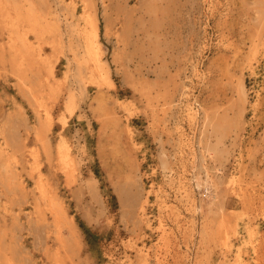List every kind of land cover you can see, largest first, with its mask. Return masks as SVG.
<instances>
[{
	"label": "rangeland",
	"instance_id": "rangeland-1",
	"mask_svg": "<svg viewBox=\"0 0 264 264\" xmlns=\"http://www.w3.org/2000/svg\"><path fill=\"white\" fill-rule=\"evenodd\" d=\"M212 1L3 0L1 264H264V0ZM31 6L47 23L37 34ZM19 11L24 19L15 21ZM92 20L109 83L80 62ZM12 30L26 31L32 46L22 78ZM188 101L199 108L198 126ZM65 138L74 149L69 175L56 157ZM41 178L62 202L59 220L40 195ZM222 219L235 228L221 233Z\"/></svg>",
	"mask_w": 264,
	"mask_h": 264
},
{
	"label": "bare ground",
	"instance_id": "bare-ground-1",
	"mask_svg": "<svg viewBox=\"0 0 264 264\" xmlns=\"http://www.w3.org/2000/svg\"><path fill=\"white\" fill-rule=\"evenodd\" d=\"M5 1V0H4ZM11 1V0H10ZM14 1V0H13ZM15 1H17V0H15ZM211 1V0H210ZM214 1V0H213ZM212 1V2H213ZM217 0H215L214 2H216ZM2 3H3V0H0V11H1V9H3L2 7H5V9H6V6H2ZM9 2L7 1V4H8ZM15 3V2H14ZM11 4H12V2H11ZM9 5V4H8ZM15 5V4H14ZM13 5V6H14ZM217 5H218V2H217ZM10 6V5H9ZM12 5L10 6V7H13ZM25 6V5H24ZM212 6H214V8L216 9V5H211V7ZM15 7V6H14ZM16 8V7H15ZM15 8H12V10L14 9L15 10ZM84 8V7H83ZM213 8V7H212ZM211 8V9H212ZM213 8V9H214ZM8 9H9V7H8ZM20 9H21V7H20ZM37 9V8H36ZM86 9V8H85ZM10 10V9H9ZM18 10H19V8H18ZM5 11V10H4ZM6 11H8V10H6ZM16 11V10H15ZM22 11H24V10H22ZM40 11V10H39ZM210 11V10H209ZM18 12V11H17ZM20 12V11H19ZM214 12H215V10H214ZM3 13H5V12H3ZM16 13V12H15ZM23 13H18L16 16H13V17H15L14 19H16L15 21H17V19H19L20 18V16L22 15ZM11 15V14H10ZM29 15V16H28ZM40 15V14H39ZM39 15H37V13H36V11H35V8H33L32 6L29 8V12L27 13V16H28V18H30L31 16H32V19H31V23H32V26H31V24H30V20H29V26H31L30 28L31 29H33L34 30V32L37 34V32H38V30H39V28H40V25H41V23H39L40 22V18H42V17H38ZM88 15V14H87ZM90 15V14H89ZM3 16H6V14L5 15H3ZM6 17H9V16H6ZM22 17V16H21ZM83 17V16H82ZM90 17V16H89ZM88 17V18H89ZM93 17V16H92ZM3 18V17H2ZM10 18V17H9ZM27 18V17H26ZM25 18V19H26ZM44 18V17H43ZM43 18H42V21H43ZM24 18L22 17V20H23ZM9 20V19H8ZM21 20V19H20ZM21 20V21H22ZM5 21V20H4ZM4 21H2V22H4ZM11 21H12V19H11ZM14 21V22H15ZM21 21H19V22H21ZM41 21V22H42ZM19 22H17V23H19ZM23 22V21H22ZM25 22V21H24ZM23 22V23H24ZM48 22V21H47ZM12 23V22H11ZM44 23L45 24H47L46 22H43V24L41 25V26H43L44 25ZM49 23V22H48ZM85 23V22H84ZM4 24H5V22H4ZM7 24H8V21H7ZM20 24V23H19ZM87 24V23H86ZM89 24V23H88ZM14 25H15V23H14ZM90 25H91V27H90V29H88V30H85L86 28H84V36L82 35V37L84 38V40H85V46L83 45V47H84V52H85V58L82 60L81 59V63H84V64H87L90 68H91V70H90V73H91V77L94 79V80H100V79H102V80H107L106 79V77L107 76H105V75H103V73H102V67L104 68V63H103V61H102V59H101V55H100V52H99V45H98V40H97V36H98V32H97V26H96V23H95V21H93L92 20V22L90 23ZM89 25V26H90ZM5 26V25H4ZM87 26V25H86ZM6 27V26H5ZM22 27H23V25H22ZM7 28H8V25H7ZM29 28V27H28ZM43 28V27H42ZM20 29V28H19ZM23 29V28H22ZM47 29V28H46ZM51 29V28H50ZM10 30V29H9ZM41 30V29H40ZM27 31H28V29H27ZM46 31V30H45ZM48 31H49V27H48ZM47 31V32H48ZM29 33H30V31H28ZM80 32V31H79ZM43 33H44V30H43ZM46 33V32H45ZM41 34H42V32H41ZM33 35V34H32ZM80 35V34H79ZM10 36V35H9ZM43 36V35H42ZM33 37V36H32ZM39 37V36H38ZM10 40H11V47H12V49L15 51L16 50V53H17V58H16V55H15V59H14V65H15V68H16V71L18 72L17 73V75L18 76H20V78H22L21 77V73H22V71L24 70V67L25 66H27V67H29L30 65H32V57H33V55H32V46H31V43L28 41V37L26 36V31L24 32V33H21V32H18L17 30H12V34H11V36H10V38H9ZM39 39V43H40V40H42V39H40V38H38ZM43 39H44V37H43ZM9 40V41H10ZM30 40V39H29ZM43 42H46V41H43ZM84 42V41H83ZM51 44H52V42H50ZM84 44V43H83ZM43 45V44H42ZM1 47H3V46H1ZM10 47V46H9ZM44 47V46H43ZM44 50H45V48H43ZM42 51V50H41ZM10 52V51H9ZM44 53V52H43ZM77 53V52H76ZM79 54V53H78ZM77 56H80V55H77ZM82 56V55H81ZM11 57V56H10ZM34 58V57H33ZM13 59V58H12ZM51 59V58H50ZM74 59H76V57L74 58ZM78 59V58H77ZM41 64V63H40ZM55 66V65H54ZM54 66L53 65H48V72H47V78H55L56 77V74H55V71H56V69H55V71H54ZM106 69H107V66L105 67ZM88 69V68H87ZM68 70H69V68H68ZM89 71V70H88ZM107 71H109L108 69H107ZM67 72V71H66ZM110 72V71H109ZM44 73V72H43ZM58 73V72H57ZM65 73V72H64ZM59 74V73H58ZM66 74V73H65ZM109 73L108 72H106V75H108ZM64 76V75H63ZM83 76V75H82ZM109 76V75H108ZM185 76V75H184ZM110 77V76H109ZM41 78V77H40ZM47 78H45V79H47ZM59 78V77H58ZM61 78H63V77H61ZM66 78V77H65ZM64 78V79H65ZM108 78V77H107ZM19 79V78H18ZM44 78H42V80H43ZM44 79V80H45ZM64 79H61V80H63L64 81ZM40 80V79H39ZM43 80V81H44ZM93 80V81H94ZM20 81V80H19ZM90 81V80H89ZM108 81V82H107ZM106 81V83H109V81H110V79L109 80H107ZM45 82V81H44ZM58 82V81H57ZM111 82V81H110ZM24 84V83H23ZM50 84H51V82H50ZM58 84H61L60 82L58 83ZM98 85H99V83H98ZM47 86V85H46ZM58 86V85H57ZM63 87V86H62ZM60 88V87H59ZM39 89V88H38ZM49 89H50V86H49ZM45 90H47V89H45ZM61 90V89H60ZM48 91V90H47ZM54 91V90H53ZM186 92V91H185ZM39 93V92H38ZM45 93V92H44ZM51 93V92H50ZM58 93V92H57ZM49 94V93H48ZM47 93H46V95H48ZM61 94V93H60ZM45 95V94H44ZM53 95V94H52ZM55 95V94H54ZM49 96V95H48ZM41 97H43V96H41ZM41 97H39V98H41ZM65 97V96H64ZM53 98V97H52ZM57 98H58V96H57ZM50 99V98H49ZM76 99V98H75ZM37 100H38V95H37ZM46 100H48V98L46 99ZM66 101V100H65ZM42 102V101H41ZM46 102V101H45ZM189 102V101H188ZM192 102V101H191ZM36 103H38V102H36ZM75 103H77V102H75ZM75 103H74V100H73V98H72V96H70L69 97V99L67 100V102H66V111L67 112H69L70 114H72L73 112H74V110H75V107H76V105H75ZM190 103V102H189ZM186 104V106H187V114L189 115V119L191 120V122H192V124H194L195 126L197 125L198 126V124H197V122L199 121V114H200V112H199V108L198 109H196L195 107H193L192 106V104L190 103V104ZM41 104V103H40ZM44 104V103H43ZM49 104V103H48ZM50 105V104H49ZM64 105V104H63ZM78 105V104H77ZM39 106V105H38ZM44 107H45V104L43 105ZM41 108V107H40ZM46 108V107H45ZM47 109V108H46ZM64 109V108H63ZM63 111H65V110H63ZM38 112V111H37ZM49 112V111H48ZM47 112V113H48ZM42 113V112H41ZM44 113V112H43ZM65 113V112H64ZM48 114H50V112L48 113ZM46 115V114H45ZM51 115V114H50ZM49 116V115H48ZM66 116H68V115H66ZM70 116V115H69ZM50 117V116H49ZM49 117H48V119H49ZM210 117L208 116V114H205V116H204V119H205V121L207 120V119H209ZM48 119H47V121H48ZM52 119V118H51ZM65 121V120H64ZM49 122H50V119H49ZM41 123V122H40ZM189 123H190V121H189ZM51 124V123H50ZM179 124V123H178ZM191 126V125H190ZM183 128V127H182ZM40 130H42V128H39ZM196 129V128H195ZM194 129V130H195ZM5 130V129H4ZM38 130V129H37ZM70 130V129H69ZM177 130V129H176ZM197 130V129H196ZM1 131V130H0ZM6 131V130H5ZM40 132V131H39ZM1 133V132H0ZM73 133V132H72ZM182 133H183V131H182ZM195 133V132H194ZM43 135L41 136V138L42 137H44V131H43V133H42ZM180 134H181V132H180ZM196 134V133H195ZM41 135V134H40ZM65 136V135H64ZM68 137V136H67ZM70 137V136H69ZM74 137V136H73ZM180 137H182V136H180ZM185 137V136H184ZM195 137V136H194ZM37 138H38V135H37ZM191 138V137H190ZM8 139V138H7ZM66 139V140H65ZM64 140H62L60 143H59V147H58V153H59V155L57 156L56 155V157H59V159H60V161H61V163L65 166V172H66V174L67 175H69L70 173H71V171H72V164H73V151H74V149H72V147H71V144H70V142L67 140V138H65ZM9 140V139H8ZM41 140V139H40ZM71 140V139H70ZM186 140V139H185ZM187 140H189V139H187ZM186 140V141H187ZM193 140V138H191V141ZM8 143L9 142H7V145H8ZM11 143V142H10ZM9 143V144H10ZM73 143V142H72ZM189 143H190V141H189ZM197 143V142H196ZM48 144V143H47ZM39 145H41V144H39ZM195 145V144H194ZM11 146V145H10ZM187 146H188V144H187ZM191 147H192V150L194 151V149H193V142H192V145H190ZM26 147V146H25ZM48 147V146H47ZM56 147V146H55ZM41 148V147H40ZM195 148V147H194ZM206 148V147H205ZM208 148V147H207ZM4 149H6L5 147H1L0 148V150L3 152V151H5ZM10 150H11V148H9ZM55 149V148H54ZM35 150H36V148H35ZM39 150V149H38ZM189 150H190V148H189ZM208 150H209V148H208ZM29 151V150H28ZM57 151V150H56ZM55 151V152H56ZM211 151V150H210ZM230 151V150H229ZM10 152V154H13L14 152H12V151H9ZM12 152V153H11ZM34 152H36V151H34ZM194 152H196V151H194ZM44 154H45V152H43ZM57 153V154H58ZM190 153H191V151H190ZM7 154V153H6ZM194 154V153H193ZM3 155V154H2ZM5 155V154H4ZM3 155V156H4ZM29 155V154H28ZM41 155V154H40ZM193 156V155H192ZM9 157V156H8ZM32 157V156H31ZM35 157V156H34ZM7 158V157H6ZM16 158H18V157H16ZM0 159H2L3 160V158H1L0 157ZM10 159V158H9ZM34 159V158H33ZM53 159H54V157H53ZM193 159V158H192ZM17 160V159H16ZM195 160V159H194ZM6 161V160H5ZM5 161H4V163H5ZM6 162H8V161H6ZM37 162V161H36ZM39 163H40V161H38ZM58 162V161H57ZM11 163V162H10ZM20 163V162H19ZM56 163V162H55ZM194 163V162H193ZM3 164V163H2ZM15 165V164H14ZM57 165V164H56ZM2 166V165H1ZM9 166V169H10V165H8ZM34 166H35V162H34ZM194 166V165H193ZM32 167V166H31ZM33 168V167H32ZM31 168V169H32ZM77 168V167H76ZM2 169H3V167H2ZM62 169V168H61ZM11 170V169H10ZM34 170V169H33ZM32 170V171H33ZM4 171H5V169H4ZM12 172H13V170H12ZM11 172V173H12ZM31 172V171H30ZM39 172H40V170H39ZM38 172V173H39ZM165 172V171H164ZM9 173V172H8ZM15 173V172H14ZM166 173V172H165ZM4 174H5V172H4ZM14 175V174H13ZM31 175V174H30ZM37 175H40V174H37ZM46 175V174H45ZM44 175V176H45ZM5 176V175H4ZM167 176V175H166ZM171 176V175H170ZM16 177V176H15ZM47 177V176H46ZM172 177V176H171ZM6 178V177H5ZM49 178V177H48ZM168 178H169V176H168ZM9 179V178H8ZM10 179H12V178H10ZM35 179H37V178H35ZM42 179L43 178H41L40 179V181L39 182H36V184L38 185V188H39V190H40V195H42V197H44L45 198V200H47L48 201V203H49V208H50V210L52 211V213L54 214V216L59 220L60 219V215H62V214H64V208H62L61 207V205H60V203H62V202H58L57 200H55L54 199V196L52 195V193H49V191H48V189L50 188H47L46 187V185H45V183L42 181ZM44 179H47V178H44ZM43 179V180H44ZM50 179V178H49ZM67 179V178H66ZM65 179V180H66ZM200 180H201V178H199ZM12 180H14V179H12ZM38 180V179H37ZM75 180V179H74ZM67 181V180H66ZM194 181V180H193ZM10 182V181H9ZM35 182V181H34ZM48 182V181H47ZM179 182L181 183V185H183V187L185 188V191H187V196H183V197H188V200H190V205H191V207H192V210L193 211H197V205L199 204H196V200H195V198H194V196H193V194L192 193H190L188 190H187V186L185 185V183L183 182V180L182 179H179ZM195 182V181H194ZM200 182V181H199ZM5 183V182H4ZM49 183V182H48ZM69 183V182H68ZM197 183V182H196ZM199 184L200 183H197V185L199 186ZM202 184H204V183H202ZM14 185H16V184H14ZM23 185V184H22ZM48 185V184H47ZM51 185V184H50ZM196 185V184H195ZM189 186V185H188ZM194 186V185H193ZM192 186V187H193ZM190 187V186H189ZM191 187V188H192ZM200 187V186H199ZM25 188V187H24ZM55 188V187H54ZM162 188V187H161ZM56 189V188H55ZM163 189V188H162ZM164 190V189H163ZM54 191V190H53ZM57 192V191H56ZM193 192V191H192ZM195 192V191H194ZM15 193V192H14ZM59 194V193H58ZM164 195V194H163ZM166 195H168V194H166ZM185 195V194H184ZM195 195V194H194ZM40 197V196H39ZM168 197V196H167ZM170 197V196H169ZM58 198V197H57ZM166 198V197H165ZM185 198H183V199H185ZM36 199H38L37 197H36ZM41 199V198H40ZM61 199V198H60ZM187 199V198H186ZM185 199V200H186ZM43 200V199H42ZM165 200V199H164ZM46 201V202H47ZM169 201V200H168ZM171 201V200H170ZM165 202V201H164ZM184 202V201H183ZM39 203V202H38ZM144 203V202H143ZM9 204V203H8ZM36 204V203H35ZM46 204V203H45ZM140 204H142V203H140ZM174 204V203H173ZM185 204V203H184ZM3 205H5L4 203H3ZM145 205V204H144ZM9 206V205H8ZM11 206V205H10ZM47 206V205H46ZM142 206V205H141ZM200 206V205H199ZM6 208V207H5ZM4 208V209H5ZM10 209L12 208V207H9ZM8 208V209H9ZM39 208H41V207H39ZM48 208V207H47ZM167 208V207H166ZM230 208V207H229ZM170 209V208H169ZM174 209V208H173ZM172 209V210H173ZM176 209V208H175ZM191 209V208H190ZM199 209H201V208H199ZM36 210H37V208H36ZM65 210H67V209H65ZM171 210V211H172ZM229 210V209H228ZM6 211H7V209H6ZM12 211H13V209H12ZM40 211V210H39ZM174 211V210H173ZM230 211H232V210H230ZM38 212V211H37ZM48 212V211H47ZM176 212H177V210H176ZM233 212V211H232ZM13 213V212H12ZM41 213V212H40ZM46 213V212H45ZM62 213V214H61ZM198 213V212H197ZM200 213V212H199ZM35 214V213H34ZM39 214V213H38ZM67 214V213H66ZM178 214V213H177ZM11 215V214H10ZM51 215V214H50ZM195 215H197V214H195ZM194 215V216H195ZM223 215V214H222ZM234 215V214H233ZM68 216V215H67ZM70 217V216H69ZM225 217H227L226 215H225ZM54 218V217H53ZM53 218H52V220H53ZM64 219H65V217H64ZM144 219V218H143ZM193 220V219H192ZM192 220H190V221H192ZM223 220V221H222ZM221 221V223H220V230H221V233H222V231H224V229H231L232 230V226L228 223L229 221H227V220H224V219H222ZM66 221V220H65ZM189 221V222H190ZM194 221V220H193ZM250 221V220H249ZM60 222H61V220H60ZM193 223V222H192ZM191 223V224H192ZM234 223V222H233ZM251 223V222H250ZM56 224V223H55ZM64 224V223H63ZM232 224V223H231ZM252 224V223H251ZM62 225V224H61ZM258 225V224H257ZM59 226V225H58ZM189 228V227H188ZM193 228V227H192ZM208 228V227H207ZM217 228V227H216ZM235 228V227H234ZM233 228V229H234ZM57 229V228H56ZM187 229V228H186ZM59 230V229H58ZM205 230V229H204ZM219 230V231H220ZM236 230V229H235ZM6 231V230H5ZM57 231V230H56ZM218 231V230H217ZM218 231V232H219ZM228 231V230H227ZM255 231V230H254ZM58 232V231H57ZM60 232V231H59ZM167 232V231H166ZM202 232H204L203 230H202ZM233 232V231H232ZM239 232V231H238ZM7 233V232H6ZM10 233V232H9ZM164 233V232H163ZM201 233V232H200ZM205 233V232H204ZM203 233V234H204ZM224 233V232H223ZM231 233V232H230ZM165 234V233H164ZM168 234V233H167ZM202 234V237L204 238V236L205 235H203ZM228 234V233H227ZM163 235V234H162ZM166 235V234H165ZM213 235H215V234H213ZM216 235H218L217 234V232H216ZM56 236V235H55ZM164 236V235H163ZM163 236H162V239H164V238H166V237H164L163 238ZM225 236V235H224ZM232 236V235H231ZM236 236V235H235ZM2 237V236H1ZM62 237V236H61ZM60 238V237H59ZM75 237H73V239H74ZM223 238V237H222ZM3 239V238H2ZM162 239H160L161 241H162ZM220 239H221V237H220ZM220 239H218V240H220ZM232 239H233V237H232ZM165 240H167V238L165 239ZM205 240V239H204ZM224 240H225V244H226V246L228 247L229 245V238H228V236H226V237H224ZM13 241V240H12ZM164 241V240H163ZM162 241V242H163ZM14 242V241H13ZM60 242V241H59ZM62 243H63V241H61ZM60 242V243H61ZM165 242V241H164ZM219 243V242H218ZM224 244V243H223ZM222 244V245H223ZM202 245V243L200 244V246ZM9 246H11V245H9ZM147 246V245H146ZM195 246V245H194ZM197 246V245H196ZM55 247H56V245H55ZM54 247V248H55ZM73 247V246H72ZM148 247V246H147ZM203 247H205V246H203ZM6 248V247H5ZM53 248V249H54ZM57 248V247H56ZM150 248V247H149ZM206 248V247H205ZM225 248V247H224ZM7 249H8V247H7ZM6 249V250H7ZM10 249H11V247H10ZM62 249H65V248H62ZM138 249V248H137ZM201 249H204V248H201ZM139 251H142V249L140 248V249H138ZM146 250V249H145ZM240 250V249H239ZM57 250H55V252H56ZM207 251V250H206ZM212 251V250H211ZM240 251H242V250H240ZM11 252H12V249H11ZM54 252V253H55ZM66 252V251H65ZM1 253V252H0ZM7 253V252H6ZM10 253V252H9ZM58 253V252H57ZM56 253V254H57ZM197 253H198V251H197ZM143 254V253H142ZM6 255V254H5ZM70 255H72V254H70ZM241 255V254H240ZM56 256V255H55ZM54 256V257H55ZM148 256V255H147ZM205 256V255H204ZM50 257V256H49ZM52 257V256H51ZM131 257V256H130ZM141 257V259H142V256H140ZM198 257V256H197ZM258 257V256H257ZM6 258V257H5ZM7 258H8V256H7ZM10 258H11V256H10ZM9 258V259H10ZM68 258V257H67ZM139 258V257H138ZM205 258V257H204ZM57 258L55 257L54 258V260H56ZM129 259V258H128ZM201 259H202V257H201ZM2 260V259H1ZM4 260H8V259H4ZM11 260V259H10ZM9 260V261H10ZM12 260H14V259H12ZM145 260H147L146 258H145ZM242 260V259H241ZM58 261V260H57ZM133 261V260H132ZM205 261V260H204ZM6 262V261H5ZM12 261H10L9 263H11ZM56 262V261H55ZM54 262V263H55ZM59 262V261H58ZM148 262V261H147ZM2 263V262H1ZM0 263V264H1ZM7 263V262H6ZM15 263V262H14ZM60 263V262H59ZM70 263V262H69ZM132 263V262H131ZM203 263V262H202ZM215 263V262H214ZM12 264V263H11ZM16 264V263H15ZM58 264V263H57ZM147 264H149V263H147ZM204 264V263H203ZM219 264V263H218Z\"/></svg>",
	"mask_w": 264,
	"mask_h": 264
}]
</instances>
